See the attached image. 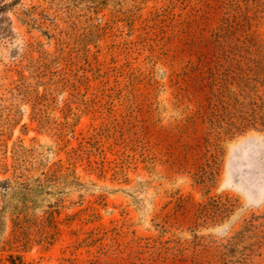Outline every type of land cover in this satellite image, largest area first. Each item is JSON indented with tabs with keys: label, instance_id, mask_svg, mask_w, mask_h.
<instances>
[{
	"label": "rangeland",
	"instance_id": "1",
	"mask_svg": "<svg viewBox=\"0 0 264 264\" xmlns=\"http://www.w3.org/2000/svg\"><path fill=\"white\" fill-rule=\"evenodd\" d=\"M0 264H264V0H0Z\"/></svg>",
	"mask_w": 264,
	"mask_h": 264
}]
</instances>
